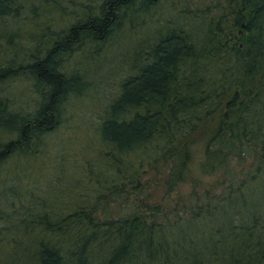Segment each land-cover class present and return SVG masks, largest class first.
<instances>
[{"label":"trees","instance_id":"obj_1","mask_svg":"<svg viewBox=\"0 0 264 264\" xmlns=\"http://www.w3.org/2000/svg\"><path fill=\"white\" fill-rule=\"evenodd\" d=\"M37 1L39 11L35 0H0V91L12 93V83L24 82L37 96L26 112L0 96V172L11 157L36 156L47 134L69 120L68 103L86 94L87 73L70 70L74 58L88 60V48L105 45L131 9L157 3L103 0L97 12L84 5L77 19L56 29L53 11L63 21L70 17L63 0ZM210 1H219L216 7L222 0ZM223 1L228 11L209 21L205 11L191 13L207 21L206 33L167 27L137 47L105 105L97 144L86 138L88 151L97 150L81 158L83 165L72 163L87 171L73 170L78 201L67 197L71 184L64 186L76 204L50 215L41 210L45 200L23 191L16 198L0 185V264H264V0ZM27 10L29 23L46 22L25 38L30 50L17 41L20 28H6ZM206 132L209 164L224 168L225 191L193 189L180 210L137 195L144 194L139 169L159 162L169 168L166 193L175 192L192 144Z\"/></svg>","mask_w":264,"mask_h":264},{"label":"rangeland","instance_id":"obj_2","mask_svg":"<svg viewBox=\"0 0 264 264\" xmlns=\"http://www.w3.org/2000/svg\"><path fill=\"white\" fill-rule=\"evenodd\" d=\"M102 1L63 0L61 4L65 6L70 17L63 21L64 14L58 16L59 13L53 11L55 13L53 17L56 20L53 27L58 29L73 22L80 16V8L84 5L90 4L94 7L93 11L97 12V7ZM37 2L35 0L34 3L36 4L34 6H36V11H39L37 8L39 3ZM217 3L219 1L157 0L154 8H149L143 4L139 12L131 9V15L129 16V12L127 13L125 24H121L114 29L111 38L107 40L105 45H102V47L100 44L91 45L88 48V60H85L83 56H78L76 60L75 58L72 59L73 61L69 66L70 70L75 69L77 66L83 73H87L85 78L90 87H87L88 90L83 97L72 99L68 103L63 115L68 117L69 120L63 121L62 124L47 134L43 141L44 144L36 156L24 157L21 160L14 156L4 164L0 172V185L9 186L7 194L18 198V194L23 191L24 195L28 194L29 196L30 193L35 199L45 200L39 206L42 211H47L50 215L51 208L56 209V212L53 211L56 215L64 212L63 206L74 204L76 201L67 198L72 195L74 189L72 183H75L74 180L78 177L77 175L73 176V170H79L80 173H82L80 170L85 173L87 171L81 167H74L72 163L73 161L78 163L81 161L80 165H83L81 158L89 159L91 153H94V149L97 150V146H94L92 151H88L86 138L93 139L97 144L95 136L99 134L97 128L104 117L105 105L119 92L118 85L128 73V64L131 65L132 61L136 60L135 50L137 47L146 45L147 42L151 43L167 27L182 26L187 30H192V27L195 26V31L206 33L208 30L207 21L211 19L212 14L218 16L219 13L228 11L223 0L220 5L214 7ZM221 6H223L222 9ZM196 9H198L197 12ZM81 11L83 12V10ZM202 11L207 14L204 18L207 21L202 20L203 17L198 19L191 17V13H202ZM181 15H188V17H181ZM29 20L30 13L27 10L22 15L21 22H10L6 25V28L15 32L17 28H20V38L23 42L22 40L17 41L30 50L32 45L30 42L26 43L25 38L30 34L38 35L40 32L37 31H41L43 24L46 22L42 20L41 23H29ZM196 21L198 22L194 23ZM51 24L53 25V23ZM36 26H39L38 30ZM100 47L103 50L97 54ZM27 88H29V85L27 87L24 82H14L9 87L14 93L2 89L0 96L10 98L16 108L12 107V109L26 112L31 110L32 104L37 98L31 91L26 90ZM209 136L210 133L206 132L200 140L192 144L191 160L188 163L184 179L177 185L175 192L166 193L164 177L169 168L159 162L157 167L153 168L146 164L139 169V178L142 186H144V194L137 195L148 203L161 205L166 210H171L174 207L180 210L183 206L189 204L193 189H196L199 195L206 193V190L211 195H219L220 192L225 191L220 185L221 179L225 177L222 172L224 168H212L209 164L206 152ZM67 155V163L55 166L57 160L62 157L65 158ZM73 155L75 157H72ZM84 172L82 173L83 176H85ZM70 184L71 186L67 188L71 190L72 187V190L66 197L63 193L64 186ZM126 189L130 192L128 187ZM124 193L128 195L126 191ZM72 197L78 201L79 195L76 190ZM91 198V200H95L94 194ZM81 199L82 197H80ZM4 205L6 206V203ZM5 206L4 209H6ZM96 214L103 215L104 213L98 210ZM15 264L18 263L15 261Z\"/></svg>","mask_w":264,"mask_h":264}]
</instances>
